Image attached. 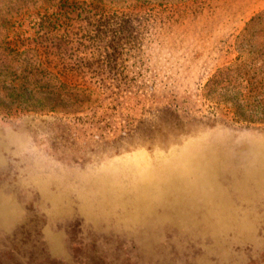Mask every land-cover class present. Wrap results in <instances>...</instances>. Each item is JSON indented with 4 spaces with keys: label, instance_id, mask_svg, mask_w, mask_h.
<instances>
[{
    "label": "rangeland",
    "instance_id": "obj_1",
    "mask_svg": "<svg viewBox=\"0 0 264 264\" xmlns=\"http://www.w3.org/2000/svg\"><path fill=\"white\" fill-rule=\"evenodd\" d=\"M0 264H264V0H0Z\"/></svg>",
    "mask_w": 264,
    "mask_h": 264
}]
</instances>
